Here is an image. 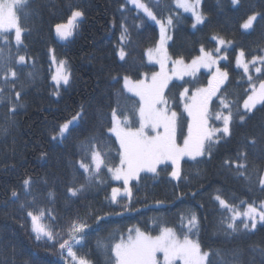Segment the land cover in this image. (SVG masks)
<instances>
[{
  "label": "snow or ice",
  "instance_id": "snow-or-ice-1",
  "mask_svg": "<svg viewBox=\"0 0 264 264\" xmlns=\"http://www.w3.org/2000/svg\"><path fill=\"white\" fill-rule=\"evenodd\" d=\"M32 3L33 0H0V105H7L9 113L6 123L0 126V136L5 138L10 134V126L15 124L14 116L17 110L26 108L22 102L25 88L34 86L37 80L35 63L31 66L33 70L24 73L30 57L26 52L21 54L22 50L27 49L26 37L32 32V28L27 27L22 20L28 21L38 15L31 8ZM126 3L160 26L158 42L154 47L145 50L148 61L158 64L160 70L152 71L150 77L148 73H144L143 78L135 80L128 75L123 76V90L138 97V101L118 91L117 107L112 108L110 120L105 121L102 115L99 118L102 128L106 124L110 125L107 126V133L114 136L115 142L119 144L118 163L111 157L110 138L104 134H93L84 140H78L76 147L80 159H69L67 165L72 168L74 174L83 175L85 182L79 183L74 176L73 182L67 187V193L70 195L66 197V207L71 203L72 197H79L106 183L103 169H107L112 180L123 182L122 188H112L110 203L120 204L123 211H131V181L139 182L142 173L159 176L169 165V175L174 180L187 181L188 177L183 173L181 161L185 158L196 161L198 157L212 159L218 146L233 136L237 125L246 124L256 111L264 109V78H261L264 77V54H253L247 59L245 51L241 48L235 56L236 68L243 69V76H246L248 81L246 99L241 107L238 95L235 99L229 98L230 94L225 87L229 80V71L226 65L221 66V61L229 60V49L235 44L233 40L215 33L211 37L216 41L215 48L206 49L201 44L199 55L190 63H186L183 57L173 59L166 47L167 40L171 39L167 31L174 25L178 16L169 14L158 18L153 6L145 0H126ZM173 3L177 9L191 13V26L194 29L209 20L208 14L201 10L202 0H173ZM231 3L240 6L242 0H231ZM51 4L52 0H48L46 6ZM161 4L162 0H155L157 7ZM68 8L70 14L66 19L54 24L56 37L64 41L76 34L85 16L84 11L78 7L69 4ZM124 9L125 5H121L122 13ZM258 20H264V13L253 11L243 19L239 27L244 33H248L254 30ZM113 23L115 26V22ZM120 28L122 31L118 41V56L124 61L128 55L125 44L131 42V35L126 23H121ZM49 51L54 53L52 49ZM259 51L264 52V49ZM51 60L55 65V72L51 76L54 85L52 95L59 97L61 86H68L70 83V73L65 60L57 59L55 54L51 56ZM169 61L172 63L171 70L168 69ZM201 68L208 69L210 73L206 86H197L199 81L196 74ZM252 69L259 74L255 79L249 74ZM185 77L194 79L185 81ZM173 78L191 84L193 88L190 95L189 87H183L179 92L183 112L175 110L173 105L176 104V99L168 95ZM17 84L20 85V90H17ZM213 98L219 102L216 108L211 107ZM184 113L187 114L186 119ZM85 118L86 110L81 105L75 115L50 130V141L57 145L65 144L73 138V133ZM181 137L182 143L178 142ZM250 151L264 158V125L257 134L245 135L237 148L235 158L224 159L222 167L237 179L243 178L246 183L255 184L264 192V172L255 164L250 170ZM11 152L16 153L15 146L11 148ZM48 158V152L40 153L39 159L45 163ZM11 166L15 167L14 164ZM7 167L8 165H5V168ZM80 169L83 170L82 173H79ZM253 176L256 177L255 181ZM42 183L47 186V179ZM35 184L31 176H28L22 181L19 191L13 188L10 195V200L16 204L17 210L29 221L30 234L38 242H52L53 247L58 244V254L61 257H70L74 264H93L90 251L82 250L86 247L88 231L93 229L94 225L100 226L109 216L122 215L123 212L99 215L92 212L89 205L83 214L77 209L74 215L62 218L49 206L55 203L54 193L47 191V203L41 205L38 196L43 193L37 190ZM249 190H252L251 187ZM188 195L194 198L197 191L182 192L176 199ZM125 198L126 202L121 203ZM212 199L222 210L216 235L225 239L235 238L242 233H254L258 225L264 228V199L239 200L237 203V197L229 199L223 189L219 188ZM155 203L162 205L165 201L157 200ZM152 224L154 229L151 231L142 230L140 227L129 228L126 234L111 231L106 237L96 240L95 250L104 257V264H244L243 251L240 249L225 251L222 248L212 249L202 245L199 238L200 219L195 211L180 213L179 227L168 226L167 221L161 217L153 218ZM21 227L24 225L21 224ZM153 231L156 234H153ZM251 248L259 254L264 264V247L253 245ZM31 264H40L39 257L34 255ZM252 264H255L254 258Z\"/></svg>",
  "mask_w": 264,
  "mask_h": 264
},
{
  "label": "trees",
  "instance_id": "trees-1",
  "mask_svg": "<svg viewBox=\"0 0 264 264\" xmlns=\"http://www.w3.org/2000/svg\"><path fill=\"white\" fill-rule=\"evenodd\" d=\"M145 2L153 6L158 18L169 14L178 16L174 25L169 28L171 39L168 53L172 58L183 57L186 61L191 60L199 55L201 44L206 49L215 48V42L211 39L215 33L235 42L229 50V60L221 62V66L226 65L229 71V80L225 85L230 94L229 98L235 99L238 95L242 107L248 82L243 72L236 68L235 56L241 48L245 51L247 59L253 54L262 53L259 50L264 49V20H258L254 30L248 33H244L239 25L253 11L264 13V0H242L240 6L232 5L231 0H202L201 10L208 14L209 20L195 29L191 26V17L177 9L173 0H162L159 7L155 5V0ZM47 4L48 0H33L31 8L38 15L28 21L22 20L27 27L32 28L31 35H27L25 41L27 49L21 53L26 52L30 57L24 73L33 70L31 66L35 63L37 80L34 86L25 88L22 102L26 108L17 110L14 116L15 124L10 126V134L6 138L0 136V264H31L34 255L39 257L40 264H74L70 257L65 258L58 254V244L53 247L52 242L36 241L28 230L29 221L23 218L16 204L10 200L11 190L15 188L19 191L22 181L28 176L36 182L37 190L43 193L38 196L41 205L47 203V191L54 193L55 203L49 206L62 218L74 215L77 209L83 214L89 205L92 212L99 215L123 212L122 215L109 216L100 226L94 225L93 229L88 231L86 247L82 250L90 251L93 264H104V257L95 250L98 238L106 237L111 231L126 234L127 230L133 227L151 231L154 229L152 219L155 217L166 220L168 226L179 227L180 213L189 210L195 211L200 219L199 238L206 248H222L225 251L240 249L243 251L244 264H252L253 258L255 264H262L261 257L252 251L251 246L264 247V228L258 225L254 233H242L235 238L225 239L216 235L222 210L212 197L219 188L223 189L227 198L237 197V203L239 200L264 199V192L255 184L249 185L243 178L237 179L222 167L224 159L235 158L237 148L245 135H255L260 131L264 125V109L256 111L246 124L237 125L233 136L218 146L212 159L198 157L196 161L183 160L181 166L183 173L188 177L187 181L171 179L170 166L159 176L141 174L142 179L139 182L133 181L130 184L133 188L131 211H123L120 204L110 203V192L116 183L110 178L111 174L107 173V169H103L106 183L79 197H72L69 206H65L66 197L70 195L67 193V187L73 182L74 176L79 183L85 182L83 175L74 174L72 168L67 165L69 159H80L76 147L78 140H84L93 134H104L110 138L111 157L118 163V142L107 133V126L110 125L106 124L102 128L99 118L102 115L105 121L110 120L112 108L117 107L118 91L138 101L123 90L121 78L128 75L133 80L141 79L144 73L151 74L156 71V67L147 64L145 50L156 45L158 30L147 17L125 0H52L50 6H46ZM69 4L83 10L85 16L76 34L64 42L56 38L54 24L63 21L70 14ZM121 5H125L123 13ZM121 23L129 26L131 35V42L125 44L128 55L124 61L118 56ZM49 49L54 50L53 54L57 59L67 62L70 73V83L68 86H61L59 97L52 95L54 85L51 82ZM208 78V74L199 73L196 76L199 81L197 86L206 85ZM193 79L184 78L185 81ZM183 87L193 90L191 84L180 80L172 82L171 91L168 93L176 99L173 107L179 112H183L179 100V92ZM17 90H20L19 84ZM218 103L213 99L211 107L216 108ZM81 105L86 110V118L73 133V138L63 145L51 142L50 130L75 115ZM8 114V106L0 105V126L6 123ZM184 117L187 118L185 113ZM181 140L182 137L179 138V141ZM13 146L16 148L15 154L11 152ZM41 152L49 153L47 163L39 159ZM13 164L15 167L11 166ZM249 164L250 170L255 164L259 165L263 172L264 158L250 151ZM5 165L8 167L5 168ZM82 172L80 169L79 173ZM44 179L48 181L47 186L42 183ZM255 179L253 176L254 181ZM193 190L197 191L196 197L188 195L176 199L180 193ZM126 199L121 203L126 202ZM157 200L165 203L157 205ZM21 224L24 227H21ZM153 234H156L155 231Z\"/></svg>",
  "mask_w": 264,
  "mask_h": 264
},
{
  "label": "rangeland",
  "instance_id": "rangeland-1",
  "mask_svg": "<svg viewBox=\"0 0 264 264\" xmlns=\"http://www.w3.org/2000/svg\"><path fill=\"white\" fill-rule=\"evenodd\" d=\"M126 1V0H125ZM131 7H133L131 4H129ZM175 5V4H174ZM134 8V7H133ZM135 9V8H134ZM136 10V9H135ZM180 11H182L183 12V10L182 9H179ZM137 11V10H136ZM140 13H142V12H140ZM184 14H186V15H188L189 17H191V13H185V12H183ZM143 14V13H142ZM144 15V14H143ZM148 19V18H147ZM191 19H192V17H191ZM149 20V19H148ZM152 24H154L155 26H156V28H157V30H158V40H159V38H160V26L158 25V24H156L154 21H151V20H149ZM192 23H193V19H192ZM198 26H200V25H197V27ZM54 34H55V31H54ZM167 35L168 36H170V34H169V29H168V31H167ZM56 36V35H55ZM57 39H59L58 37H56ZM69 39H71V37L69 38ZM68 39V40H69ZM60 40V39H59ZM67 40V41H68ZM158 40H157V42H158ZM60 41H64V40H60ZM65 42V41H64ZM169 42H170V40H167V44H166V47H167V49H168V44H169ZM215 42V47H216V41H214ZM154 47V46H153ZM230 49H232V48H230ZM229 49V50H230ZM237 54H238V52H237ZM261 54H264V52H262ZM53 55V52H49V60H50V66H51V76H52V74L55 72V65H53L52 64V60H51V56ZM145 57H146V62H147V64L148 65H150V66H154V67H156V71H159L160 69H159V65L158 64H154V63H150L149 61H148V58H147V56L145 55ZM173 59H176V58H173ZM192 60V59H191ZM191 60H188V61H186L185 60V62L186 63H190L191 62ZM221 62H224V61H221ZM236 66V65H235ZM171 67H172V63H171V61H169L168 62V69L169 70H171ZM242 72H243V69L242 68H239ZM201 72H204V73H206V74H208V76L210 75V73H209V70L208 69H205V68H201L200 70H199V72H197V74H196V76L199 74V73H201ZM250 75H252L253 77H254V79H255V77L258 75L257 73H255V71H254V69H252V70H250V73H249ZM150 75L151 74H149V77H150ZM246 77V76H245ZM185 78H189V77H185ZM246 80H247V77H246ZM174 81H180V80H178V79H176V78H173V81L172 82H174ZM51 82H52V80H51ZM248 82V81H247ZM53 83V82H52ZM207 85V84H206ZM206 85H204V86H206ZM121 86H122V88H123V77L121 78ZM126 92V91H125ZM127 93V92H126ZM127 94H129V95H131L132 96V94L131 93H127ZM191 94V91L189 92V95ZM134 97V96H133ZM136 99H138V97H135ZM213 99H215V98H213ZM181 105H182V110H183V103L181 102ZM185 115H186V117H187V114L185 113ZM217 124H219V122H216ZM114 137V136H113ZM178 142H180V143H182V140L181 141H179L178 140ZM119 145V144H118ZM185 160H189L188 158H185ZM182 162V161H181ZM170 166V165H169ZM171 167V166H170ZM263 172H264V169H263ZM143 174V173H142ZM150 174V173H149ZM171 177V176H170ZM171 179H173L172 177H171ZM174 180V179H173ZM115 183H116V186H114V187H118V188H122V186H123V182L122 181H116V180H113ZM133 181H135V180H133ZM133 181H131L130 182V184L133 182ZM174 181H176V180H174ZM130 186V185H129ZM110 197H111V192H110Z\"/></svg>",
  "mask_w": 264,
  "mask_h": 264
}]
</instances>
